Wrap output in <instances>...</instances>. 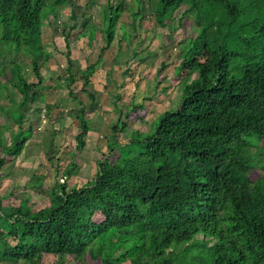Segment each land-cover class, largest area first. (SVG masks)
<instances>
[{
    "label": "trees",
    "instance_id": "trees-1",
    "mask_svg": "<svg viewBox=\"0 0 264 264\" xmlns=\"http://www.w3.org/2000/svg\"><path fill=\"white\" fill-rule=\"evenodd\" d=\"M184 3L189 4L184 14L198 10L201 3L216 4L217 15L223 13L228 20L216 21L214 13L203 10L210 16H198L196 38H203L204 43L176 54L174 69L180 72L181 84L176 105L160 112L146 130L117 119L113 127L118 129L107 141L106 153L95 159L93 174L84 182L71 184L68 180L78 166L74 155L63 167L59 158L55 164L54 155L49 156L55 174L61 176L48 185V204L35 208L28 197L6 204L3 200L8 195L0 196V262L42 264L43 256L52 254L54 264H76L85 255L94 264H122L124 259L129 264H264V174L250 177L258 161L264 169V158L249 150L264 140V13L260 20L246 24L247 34L230 29L222 43L223 29L231 28L240 15L235 2L148 0L150 14L168 30L174 47L183 41L175 35L180 28L170 29L164 12ZM66 6L70 11L63 21L61 12ZM109 8L111 17L105 15L108 28L101 33L106 45L93 60L88 53L83 68L74 69L69 39L78 16L73 0H0V45L7 49H0V57L5 51L15 56L10 60L7 89L21 95L17 101L8 94L10 103L4 113L15 121L16 129L10 130L8 141L5 134L9 129L0 125V167L5 157L21 152L33 133L32 124L23 127L22 122L25 110L34 116L40 110L30 106L36 96L34 87H64L78 98L73 86L81 82L89 103L94 101L92 78L103 68V52L126 9L121 1ZM138 14L139 7L130 12L133 31L141 27L144 13L139 18ZM83 18L76 35L90 48L94 37L86 29L90 21ZM201 19L205 27L199 23ZM46 27L53 29L51 42L56 31L64 38L67 65L57 74L60 84L43 82L41 67L54 57L49 40L44 39ZM198 53L203 57L199 59ZM22 57H28L35 81L27 80ZM166 65L161 60L158 71ZM183 70L186 73L181 75ZM129 71L128 67L121 70L122 76ZM109 75L108 69L106 77ZM118 86L116 92L110 91L115 108L122 98ZM134 96L129 97V110L143 107L134 102ZM77 100L74 139L75 149L80 151L90 131L91 108ZM53 104H46L47 115ZM49 145L56 146L53 137ZM31 176L34 188H41L47 178L34 171Z\"/></svg>",
    "mask_w": 264,
    "mask_h": 264
},
{
    "label": "rangeland",
    "instance_id": "rangeland-1",
    "mask_svg": "<svg viewBox=\"0 0 264 264\" xmlns=\"http://www.w3.org/2000/svg\"><path fill=\"white\" fill-rule=\"evenodd\" d=\"M74 9L78 16V25L75 31H72L70 41L71 58L74 60V69L79 65L82 68L85 66L84 58L88 53L93 60L103 45H106L101 39L104 34L102 30L108 28L107 16L111 17V8L109 6H116L118 2H123L126 8L120 14L119 22L115 26V34L113 35L108 48L103 52L104 62L101 65V70L96 71L93 76V83L90 89L94 95V101L82 92L81 82H77L73 86V91L78 98L69 95L64 87L42 88L40 86L34 87L32 92L36 93L35 100L30 102L31 109L38 110L37 115H32L31 111L25 110V120L22 122L23 127H27L29 123L32 124V135L26 142L25 146L18 155L5 157L4 164L0 167V196L2 198L8 195L3 200L4 203L10 204L13 201L18 202L19 198H30L35 208L48 204V185L56 179H60V173L55 174L54 162L56 158L60 159L61 167L65 166L71 156L76 157L77 168L75 175L68 179L72 183H81L86 178L91 177L94 171V161L102 157L107 151V141L111 140L113 131L118 128L113 125L117 119L126 121L128 126L146 130L149 123L159 115L167 107L176 105V99L179 96L181 84L178 80L179 71L174 69L176 54L179 51L189 50L192 46H201L203 38H196L200 32L197 30L195 21L198 16L204 15L202 10L212 15L214 13L215 20H228L225 19L224 14L217 15L218 6L216 4H199L198 10L192 9L184 14V10L188 8V3H184L176 9L169 8L164 12V22L172 28L178 29L177 39L183 40L179 45L175 46L170 43L172 38L168 35V30L158 23V18L154 13L150 14L148 0H73ZM237 4L240 9V15L234 19L231 28L225 27L222 31L224 35L220 40L225 43L228 39V32L237 31L239 34L242 31L247 34L248 27L246 24L252 19L260 20L264 13L263 0H230ZM188 4V5H187ZM200 5H204L200 8ZM141 10L143 20L141 27H137L133 31L130 12L138 9ZM172 9V10H171ZM70 7L66 6L62 14L63 21L67 20ZM199 12V13H198ZM210 15H204L207 17ZM88 18L90 21L87 25L92 38L91 47H85L82 44L83 38H78L76 32L81 27V21ZM202 20V21H201ZM200 20L202 27L206 26L204 19ZM244 24L242 30L241 25ZM65 26V25H64ZM215 27V26H214ZM65 28H67L65 26ZM213 32V29H209ZM53 29L44 28V39L49 40L50 48L53 56L48 64L41 67L43 75V82L45 84L53 83L56 80L58 84L61 79H58L57 74L62 66H66V47L64 45V38L60 32L53 34L52 42L50 34ZM2 25L0 24V35L2 36ZM98 32V35H96ZM134 32L136 36L134 37ZM100 33V34H99ZM133 33V34H132ZM219 36V34L217 35ZM97 38V39H96ZM221 38V37H220ZM85 40V38H84ZM103 40V39H102ZM196 41V42H195ZM231 43V42H230ZM12 47V44H11ZM7 50L5 45H0V49ZM128 49V50H127ZM130 51V52H129ZM135 52L131 57V52ZM129 52V53H128ZM201 54L204 53V48L201 49ZM198 53V58L203 56ZM12 54L4 52V56L0 57V125L8 127L5 137L9 141L8 134L10 130L16 129L15 121L8 114L10 99L8 94L15 100H20L21 95L13 89H7L6 77L9 74L10 60L14 58ZM178 57V54H177ZM4 58V60H2ZM167 62L165 68L158 71L160 63ZM22 61L26 64L25 76L28 81H35L36 78L31 70V65L28 63V57H22ZM177 63V62H176ZM122 66V67H121ZM126 67L130 69L129 73L122 76L121 70ZM111 70V75L106 77V70ZM132 70V71H131ZM183 70L181 75L185 74ZM195 74L190 75L193 77ZM183 77V76H182ZM58 79V80H57ZM115 80L116 83L113 82ZM121 83L123 85H121ZM118 84V91L122 94V98L117 101V108L112 103L113 95L110 91L116 92L114 88ZM115 85V86H114ZM8 90V91H7ZM7 91V92H6ZM134 96L135 103H142L143 107L136 110H129V97ZM81 99L89 107V116L91 118L90 131L86 136V145L80 151L75 149L74 136L78 132V121L74 117L75 107L78 105V100ZM53 104L51 114L47 115L44 110L46 104ZM58 104V105H57ZM56 106V107H54ZM4 107V108H3ZM56 130V131H55ZM55 133H54V132ZM54 133V135H53ZM128 133V132H126ZM54 139L56 146H50V139ZM252 154H261L264 158V140L258 147H250ZM54 155L55 160L52 163L48 161V157ZM258 161L251 170L250 177L255 179L264 174L263 166ZM44 173L46 179L41 188H34L31 186L30 178L32 172ZM126 255V254H125ZM124 255V256H125ZM56 257L52 254H45L42 259V264H54ZM0 264H11L0 262ZM76 264H94L88 255H85ZM122 264H129L127 259H124Z\"/></svg>",
    "mask_w": 264,
    "mask_h": 264
},
{
    "label": "crops",
    "instance_id": "crops-1",
    "mask_svg": "<svg viewBox=\"0 0 264 264\" xmlns=\"http://www.w3.org/2000/svg\"><path fill=\"white\" fill-rule=\"evenodd\" d=\"M130 14V13H129ZM122 67V66H121Z\"/></svg>",
    "mask_w": 264,
    "mask_h": 264
}]
</instances>
